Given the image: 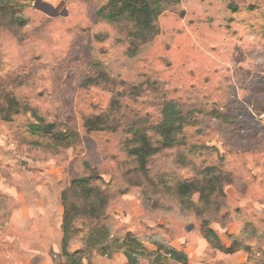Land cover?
Here are the masks:
<instances>
[{
    "label": "rangeland",
    "instance_id": "obj_1",
    "mask_svg": "<svg viewBox=\"0 0 264 264\" xmlns=\"http://www.w3.org/2000/svg\"><path fill=\"white\" fill-rule=\"evenodd\" d=\"M112 7L110 0H0V226L16 211L27 225L0 234V264L65 263L53 230L55 243L32 260L21 262L13 240L29 238L35 219L56 229L62 192L69 225L88 236L107 226L113 236L157 234L181 248L207 223L227 245L251 250L212 249L205 264H264V0H169L150 26L129 14L110 21ZM166 101L189 120L182 146L143 166L138 141L158 146ZM40 120L74 139L54 145L30 134ZM85 163L105 183H94L88 198L72 184L88 174ZM213 174H230L231 184L222 180L224 200L212 205ZM182 182L203 190L189 197L195 206L178 194ZM143 246L139 264L154 251ZM95 256L122 264V251L94 253L90 264Z\"/></svg>",
    "mask_w": 264,
    "mask_h": 264
},
{
    "label": "trees",
    "instance_id": "obj_2",
    "mask_svg": "<svg viewBox=\"0 0 264 264\" xmlns=\"http://www.w3.org/2000/svg\"><path fill=\"white\" fill-rule=\"evenodd\" d=\"M169 0H110V5H113V12L107 15V19L112 21L116 17L124 14H129L134 17L137 22L146 21L149 26L156 21L162 14ZM189 120L183 113L180 106L174 101H166L160 111V120L155 126V131L159 138L158 146L146 138L141 137L138 141L136 156L141 165L156 156L160 150L174 149L182 146L180 136L182 135L185 126ZM29 132L32 135H40L49 139L54 145H62L74 139V134L68 131L59 130L54 123H46L40 120L39 123L30 124ZM137 135V132H135ZM84 167L88 174L85 177L74 179L72 184L79 190L84 198L91 195H96L93 189V184L98 183L105 185L103 179L100 177L97 169L85 163ZM228 178V179H227ZM230 174L220 175L213 174L208 178L209 192L208 203L214 204L215 198L220 197L224 200L225 194L222 191V180L227 179L226 185L231 184ZM159 185L165 187L164 179H158ZM178 194L183 197L188 206H195L189 198L193 193L197 192L201 196V187L193 183L182 182L177 187ZM66 202V195L61 193V206L63 209V218L61 224L62 239L60 244V256L64 259V264H90L92 254H98L103 257H110L115 253L122 251L127 264H139V257L144 254L145 247L143 243H148L154 247V251L149 253L150 258L147 264H170L175 262L177 264H189V259L184 251H178L170 244L164 241L157 234L146 235L142 239L135 238L132 234L127 233L123 238L113 236L109 227L105 226L103 231L91 230L90 236L86 231L70 226L68 222L67 208L64 205ZM98 209H91L90 212L96 213ZM106 216H104L105 219ZM202 236L211 245L212 249L225 253L232 254L237 250H244L250 252V247L241 246L235 241L231 242L229 248H225L217 234L212 230L207 223H204ZM264 238V235H262ZM75 243H80L83 249L76 251L71 250V246Z\"/></svg>",
    "mask_w": 264,
    "mask_h": 264
},
{
    "label": "crops",
    "instance_id": "obj_3",
    "mask_svg": "<svg viewBox=\"0 0 264 264\" xmlns=\"http://www.w3.org/2000/svg\"><path fill=\"white\" fill-rule=\"evenodd\" d=\"M2 178V177H1ZM3 180V179H2ZM2 182H0V186H1ZM60 214L58 216V220H57V226L55 227L56 229H52V227H50L49 224L47 225H43L44 223L41 220H34V221H28L29 224L31 225V229H33V232L31 234V236L29 238H22L21 241L18 239V235L16 237H14L13 240H15L14 245L17 246L18 248L15 251V255L16 256H23L21 258V262H24V257L30 260L37 258L38 256H42L44 253V247H48L50 244H54L55 242H53L50 238H49V234L51 233V231H55V235L56 237H58V243H59V247L61 244V239H62V233H61V224H62V218H63V209L61 206V194H60ZM23 210H26L25 208ZM30 210V209H28ZM22 216V211H16L13 213V215L11 216V219L9 221V223H6L5 225H1L0 226V234L3 237L5 233H3L6 229H17L18 231H22V229L27 228V225H23L24 221H21V217ZM39 222H42V226H38ZM29 225V226H30ZM38 227H42L43 229H41L43 231L41 236H38L37 233L35 232L36 229H38ZM58 227V228H57ZM212 230H214V232L217 234L221 244L225 247V248H229L230 245H227V243L224 241L223 237L212 227H210ZM50 231V232H47ZM37 237L42 238V240L37 239ZM48 237V238H47ZM2 239V238H1ZM3 241H5V239H3ZM53 242V243H52ZM172 246V245H171ZM27 247V248H25ZM31 247H36V249H32ZM37 247H42V251H38ZM173 248H175L178 251H184L189 259V264H205L207 258V252L210 250H212L211 245L204 239V237L202 236V234L200 235V237H197V239H195V241L189 236L187 238V244L181 248L179 247H175L172 246ZM197 247V250H194L196 252L195 257H193V249ZM60 250V248H59ZM219 252V251H217ZM192 253V255H191ZM221 253V252H220ZM41 254V255H40ZM234 254V253H233ZM236 254V253H235ZM116 256V255H115ZM114 259L109 261V260H105L103 261V259H99V257H96L91 260V264H119L120 259L117 257ZM122 259V264H127L125 257L119 256ZM42 260H44V258H41ZM18 260V258H17ZM17 260L14 258L13 261H15V264L17 263ZM85 264V263H84ZM170 264H177L175 262H171Z\"/></svg>",
    "mask_w": 264,
    "mask_h": 264
},
{
    "label": "water",
    "instance_id": "obj_4",
    "mask_svg": "<svg viewBox=\"0 0 264 264\" xmlns=\"http://www.w3.org/2000/svg\"><path fill=\"white\" fill-rule=\"evenodd\" d=\"M63 5H64V4L62 3L61 6L63 7ZM191 228H192V226H187V227H186V230H187V231H190Z\"/></svg>",
    "mask_w": 264,
    "mask_h": 264
}]
</instances>
